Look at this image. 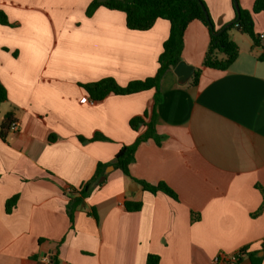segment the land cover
Wrapping results in <instances>:
<instances>
[{"label":"crops","instance_id":"0c3cea01","mask_svg":"<svg viewBox=\"0 0 264 264\" xmlns=\"http://www.w3.org/2000/svg\"><path fill=\"white\" fill-rule=\"evenodd\" d=\"M202 1L216 29L234 20L231 0ZM91 2L0 0L9 23L0 24V82L8 96L0 125L7 113L17 124L0 136V264H146L149 254L158 264H226L245 248L244 264H264V60L257 58L264 12L253 15L257 47L230 32L239 55L225 71L201 66L209 33L190 22L181 61L201 69L197 84H189L192 77L180 84L174 69L160 81V143H141L129 172L164 182L177 200L111 168L70 222L66 187L78 188L97 163L133 143L128 121L154 93L91 103L80 84L111 77L125 86L152 77L170 28L158 19L148 30H129L121 11L99 6L87 16ZM253 3L238 0L244 10ZM94 132L108 140L79 142ZM126 201L140 202V210L127 211Z\"/></svg>","mask_w":264,"mask_h":264},{"label":"trees","instance_id":"16d2710c","mask_svg":"<svg viewBox=\"0 0 264 264\" xmlns=\"http://www.w3.org/2000/svg\"><path fill=\"white\" fill-rule=\"evenodd\" d=\"M235 12V18L229 24L216 29L209 17L205 4L202 0H105L98 2L92 0L86 9L87 16L93 14V11L103 6L108 10H117L125 13V24L129 30L145 31L150 29L156 20H166L169 23V34L167 39L162 44V51L158 57V67L155 74L144 80H134L127 83L125 86H119L111 77L102 78L98 81L80 84L81 88L88 94V100L91 103L101 102L110 94L114 95H129L139 93L146 90H154L152 99L148 104L144 113L135 115L128 121L131 131L136 133V138L133 143L122 145L110 162L97 163L93 175L78 188L67 186L65 194L69 198L66 205V213L70 222L74 212L80 208L81 203L87 198L92 190L101 186L104 182L99 179L104 174V169L107 166H112L114 169L120 170L131 181L138 184L142 190L156 194H163L177 200L176 193L171 190L164 182L150 184L143 180L136 179L131 176L129 166L135 158L137 147L151 139L156 144L160 143V136L155 130V113L157 104L161 100L159 89L160 81L163 75L175 68L181 61V51L183 48V36L188 24L192 21L201 22L208 30L209 41L204 52L202 67L218 71L227 70L237 59L239 55V47L231 38V31L234 30L239 34L246 35L254 47L258 46V38L253 30V15L264 12V0H254L251 10H244L238 5V0H231ZM237 3L235 8L234 3ZM7 16L0 11V24L8 25ZM259 60H264V51L257 57ZM201 69H196L189 82L191 85H196ZM6 90L0 82V103L7 100ZM13 122L12 114L7 113L0 125L1 139L7 137L9 126ZM79 142L87 143L96 140L107 141L99 132H94L90 138L82 136L77 137ZM53 137L49 136L48 141H53ZM16 196L9 199L6 204V210L9 211L15 206ZM125 208L129 212L139 211L141 203H131L126 201ZM247 249H241L240 255L246 254ZM250 257H255L250 254ZM252 258V257H251ZM252 260V264H254ZM159 257L149 254L146 258V264H158Z\"/></svg>","mask_w":264,"mask_h":264},{"label":"water","instance_id":"95a60500","mask_svg":"<svg viewBox=\"0 0 264 264\" xmlns=\"http://www.w3.org/2000/svg\"><path fill=\"white\" fill-rule=\"evenodd\" d=\"M98 2H104L105 0H97ZM235 8H237V3H234ZM174 73L178 77V82L180 84H184L188 79H190L193 76L194 68L192 66H189L185 64L183 61H180L174 68ZM112 167H108L104 170L103 176L100 177L99 181H103L105 178V175L111 169Z\"/></svg>","mask_w":264,"mask_h":264},{"label":"built area","instance_id":"2783aa9c","mask_svg":"<svg viewBox=\"0 0 264 264\" xmlns=\"http://www.w3.org/2000/svg\"><path fill=\"white\" fill-rule=\"evenodd\" d=\"M263 36L261 35L260 38H262ZM17 129V124L15 122H12L9 126V130L11 131H14ZM45 262H47V264L50 263V259L48 258H45L44 259ZM220 261V258L217 257L215 259V262H218ZM224 261L226 262V264H244L243 261H242V255H240L238 252H235V253H232V254H229L227 255L225 258H224Z\"/></svg>","mask_w":264,"mask_h":264}]
</instances>
